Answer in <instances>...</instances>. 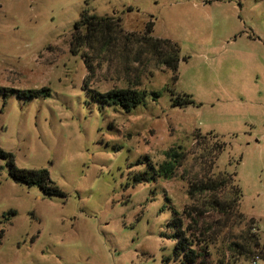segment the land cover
Returning <instances> with one entry per match:
<instances>
[{
    "label": "rangeland",
    "instance_id": "374dc122",
    "mask_svg": "<svg viewBox=\"0 0 264 264\" xmlns=\"http://www.w3.org/2000/svg\"><path fill=\"white\" fill-rule=\"evenodd\" d=\"M84 10L120 19L114 51L80 49L89 70L69 52ZM149 22L151 36L179 47L175 81L148 53L136 60ZM135 80L147 95L129 112L87 93ZM42 87L48 97L0 92V148L17 168L46 169L64 196L13 181L0 159V264H179L166 224L190 204L185 169L131 178L170 147L190 154L196 132L225 143L215 171L234 172L242 194L244 221L224 236L253 218L264 246V0H0V88ZM172 93L193 104L171 107Z\"/></svg>",
    "mask_w": 264,
    "mask_h": 264
},
{
    "label": "trees",
    "instance_id": "16d2710c",
    "mask_svg": "<svg viewBox=\"0 0 264 264\" xmlns=\"http://www.w3.org/2000/svg\"><path fill=\"white\" fill-rule=\"evenodd\" d=\"M119 22L120 19L114 16H96L88 14L86 10L82 11L78 20L73 23L69 52L73 56L80 55L89 70L91 66L87 62L88 56L80 54V49L91 50L94 58L114 51L121 41L120 30H116ZM152 25L153 23L149 22L145 26L147 36L140 38L136 60L140 61V56L148 53L150 59L167 70L171 80L175 81L180 60L179 47L168 39L151 36ZM123 40L126 43L131 41L127 35L123 36ZM123 51L127 54L130 49L126 47ZM137 85H140V80H135L127 87L112 88L102 93L87 90V93L93 101L129 112L142 103L147 95L146 90L137 88ZM0 92L22 100L45 98L50 94L46 87L26 90L0 88ZM171 95V107L183 108L193 104L187 94ZM208 135L212 137V142H208L207 137L199 132L194 133V150L190 154L178 145L164 151V159L157 165L146 158L147 167L133 171L131 180L133 183L170 180L178 169H185L183 179L187 184L186 194L190 204L180 212L173 210L172 218L166 224V227L172 230V234L167 237L174 240L172 257L179 264H211V249L218 253L217 264H248L255 256L264 260V246L259 245L258 234L253 231L256 225L253 218H250L239 232H234L233 236H224L244 221L245 215L239 210L242 194L234 172L215 171V160L224 149L225 143L210 132ZM189 155L192 157L191 167L196 166L195 170L186 169L185 162ZM0 159L6 162L7 174L13 181L28 187L36 186L47 196H64L50 181L46 169L17 168L12 154L1 148ZM139 163L141 162L137 161V164Z\"/></svg>",
    "mask_w": 264,
    "mask_h": 264
},
{
    "label": "built area",
    "instance_id": "2783aa9c",
    "mask_svg": "<svg viewBox=\"0 0 264 264\" xmlns=\"http://www.w3.org/2000/svg\"><path fill=\"white\" fill-rule=\"evenodd\" d=\"M259 258L257 256L254 257V259L250 262V264H256Z\"/></svg>",
    "mask_w": 264,
    "mask_h": 264
}]
</instances>
